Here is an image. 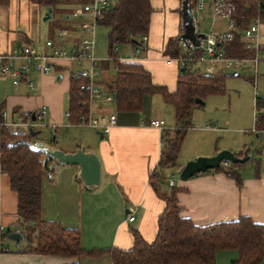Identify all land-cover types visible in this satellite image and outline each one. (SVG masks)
<instances>
[{"label": "crops", "instance_id": "obj_1", "mask_svg": "<svg viewBox=\"0 0 264 264\" xmlns=\"http://www.w3.org/2000/svg\"><path fill=\"white\" fill-rule=\"evenodd\" d=\"M91 1L70 0L67 2L61 8L65 19L61 22L62 26L57 28L56 36L47 37L44 40L40 25L42 13L46 11L43 9L44 5H40L36 0L0 2V53L15 47L31 45L38 53L50 54L52 48L47 45L48 40H54L63 48H71L84 35L86 25L93 21L92 16L83 11L77 18H74L72 13L78 11L75 8L79 5L83 10V5ZM205 1V7L201 11L212 12L213 15L214 0ZM182 3L183 0H151L153 13L148 42L142 46L140 54L136 57L132 54L136 46L133 43L130 56L120 58L122 62L142 64L150 72L153 83L165 86L169 92L177 89L180 65L177 61L168 62L170 56L165 54L164 49L170 38L180 37L184 31ZM64 8L73 10L65 14ZM200 12L199 15L203 19ZM260 17L262 19L261 15ZM82 18H88L86 20L91 22ZM247 25H238L234 40L220 45L228 56L251 57L253 55V51L247 49L244 44L243 31ZM259 29L263 52L264 30L261 21ZM61 30L65 33L59 36ZM198 31L201 32L199 29ZM221 33L223 32L212 30L205 34ZM230 43L232 48L228 50ZM233 43H235L234 46ZM238 51L242 54L237 53ZM111 59L101 60L100 82L104 95L110 94L113 98L99 99L91 105V113L95 117L116 115L117 124L111 128L110 133L104 134V137H101L100 129L97 128L100 134L98 136L94 132V127L81 125L79 121L73 123L67 116L68 109L64 112L66 97L69 104L72 73L84 67L86 62L80 65L66 58H54L53 68L47 74L39 73L33 66L30 77L36 86L34 90L29 89L25 82L14 84L12 79L0 76V119L3 118L2 113L6 112L4 118L14 122L7 125L10 131L30 134L31 120H25L26 113H33L46 105L48 107L46 123L49 130L41 131L33 137L34 140L55 144L62 149H74L78 144L76 142H80L86 150H94L98 154L101 161V181L97 187L82 188L80 181L76 178L78 171L76 165H54L51 175L47 170L44 172L42 183V219L57 221L67 228H77L80 232L81 245L87 250L108 248L129 250L134 245L135 230L148 242L155 239L158 232V219L166 202L156 186L152 184L151 174L158 166L165 135L173 136L175 129L172 128L177 126L176 122L171 124L168 107L159 101H156V105L153 103L157 98L154 96L159 94L161 100L170 104L161 93L146 96L142 109L137 112L118 111L117 108V113L110 111L107 114L102 111L103 107L107 105L110 107L113 102L116 104L115 95L110 91V86L115 80L117 68ZM112 66L115 68L114 75H111L114 70ZM225 68L224 66L222 69ZM222 69L220 68L214 74H224ZM237 74L238 72L235 71L234 75ZM157 118L163 121V129L152 125V121ZM77 125L80 126L79 128L86 126L87 132L81 131L75 135L76 132L72 130L74 135L64 134L62 137L57 135L59 130L64 131ZM255 128L258 129L257 122ZM191 129L196 130L192 125L187 136ZM259 129L262 128L259 127ZM50 130L55 132L53 139ZM194 140L198 148L186 159L180 161L179 157L184 147L182 146L176 166L169 168L174 171L180 170L188 161L200 156L216 155L222 149H232L235 154L243 153L244 155V148L240 146L232 147L225 144L213 147L207 146L206 142L197 138ZM259 158L260 160L256 158L251 166L244 164L241 167V184L225 173L214 170L198 173L187 180H179L174 174L175 187L178 188L180 215L190 218L198 226L233 221L241 215L249 216L254 222L264 224V156ZM40 161L45 167L49 159L42 154ZM157 169L167 183L162 189V192H166L171 187L169 185L171 177L166 176L168 175L166 168ZM17 208L18 193L12 188L9 176L1 171L0 166V227H4L2 232L19 230L24 234L25 221L18 214ZM132 211L135 212L132 213ZM131 214L135 215L134 221H129ZM29 245L25 234L19 244L10 239L8 244L4 245L2 241L0 264H113L109 254L100 257L90 255L68 257L37 253ZM238 257V250H219L216 252V264H231L232 260ZM260 264H264V259Z\"/></svg>", "mask_w": 264, "mask_h": 264}, {"label": "trees", "instance_id": "obj_2", "mask_svg": "<svg viewBox=\"0 0 264 264\" xmlns=\"http://www.w3.org/2000/svg\"><path fill=\"white\" fill-rule=\"evenodd\" d=\"M8 1L0 0L3 3ZM36 1L53 10L59 2V0ZM232 1L237 7L234 18L239 26L249 24L258 13L264 18V0ZM194 3L195 1L191 0V6ZM152 13L151 0H117V4L98 19V24L110 28L108 53L117 68L110 91L115 95L117 110L140 111L145 97L156 93H161L175 108L177 128L173 136L165 135L158 166L151 174L152 184L166 202L158 219L155 239L148 242L135 230L134 245L129 250L118 248L87 250L81 245L80 232L77 228H67L57 221L42 219V183L44 172L47 170V165L43 167L40 161L43 153L32 150L22 142L24 139H33L30 134L13 132L7 126H0L1 171L9 176L12 188L18 193V214L27 222L31 233L36 235L35 241L32 236L28 238L29 247L37 253L68 257L83 255L100 257L109 254L113 264H216L217 251L235 249L238 250L239 257L232 260L231 264H260L264 259V224L241 215L233 221L198 226L190 218L180 215L177 187L171 186L168 191L162 192L167 183L157 168L176 166L188 130L192 126L190 116L196 99L224 92L225 75L207 74L180 67L177 89L169 92L165 86L153 83L150 72L142 64L122 62L118 58L115 44L141 43L138 39L144 34H149ZM179 41L180 37L170 38L164 49L165 54L176 56ZM231 44L228 50L232 48ZM237 53L242 54L240 51ZM84 79L82 74L77 78L71 76L68 111L73 123H77L80 116L88 112V105L82 104L83 99L79 93V86ZM256 107L259 110L264 108V98H256ZM258 123L260 128L264 127V114L257 121V125ZM242 155L243 153L238 154ZM49 162L50 160L47 163ZM247 162H228V166L222 164L207 171L223 172L241 184L240 169ZM2 231L0 229V246L12 232Z\"/></svg>", "mask_w": 264, "mask_h": 264}, {"label": "built area", "instance_id": "obj_3", "mask_svg": "<svg viewBox=\"0 0 264 264\" xmlns=\"http://www.w3.org/2000/svg\"><path fill=\"white\" fill-rule=\"evenodd\" d=\"M194 1V5L191 6V12L196 26V32L198 33L199 20L201 19L199 12L205 7L206 1ZM112 4L113 0H92L83 5V13L91 15L93 21L86 25L84 35L71 48H63L54 40H48L46 43L52 48V53L50 54L38 53L31 45L15 47L10 51L0 53V76L12 79L14 84L25 82L29 89L34 90L36 86L33 79L30 77L33 66L39 73L47 74L53 68L52 61L54 58H66L80 65L86 62L84 67H80L72 73V77L74 78H77L80 74L85 78L79 86V93L83 99L82 104L88 105V112L80 116L79 123L81 125L98 128L103 135L110 133L111 128L117 124L116 115L111 114L108 117H95L91 113V105L99 99L111 100L113 98L112 95H104L103 93L102 83L100 82L102 73L100 66L101 60L95 56V32L98 19L105 11L112 7ZM212 10L214 18L223 17L229 20L228 30L221 34L204 33V37H199V45L194 44L190 39H180L177 55L168 57V62L177 61L182 68H189L207 74L217 73L220 69L218 67L220 62L223 63L226 68L233 69H238L249 63L256 67L258 63L264 59L259 29L261 21L260 15L254 18L243 31L245 47L252 50L253 55L251 57H231L218 46V43H227L234 40L236 37L238 24L234 15L236 14L237 7L232 0H214ZM80 14L81 12L74 11L72 16L77 18ZM64 33L65 31L61 30L59 36H62ZM148 39L149 37L147 34L142 35L138 39L141 43H136L132 52L134 57L140 54L142 46L148 42ZM19 61L20 63L18 64ZM47 112V106L43 105L33 113H26V118L31 120L30 125L33 126V122L42 121ZM262 113L264 114V109ZM33 114L36 117L35 120H32ZM4 116H6V112L2 113L3 118L0 119V126H7L14 123L7 121ZM67 116L70 117V112H67ZM258 120L259 118L256 117V122ZM152 125L160 129L164 128L163 121L158 118L152 121ZM223 165L228 166V161H225ZM169 185H176L175 176L169 180ZM133 212L135 211H132V213ZM134 220L135 215L131 214L129 216V221ZM0 229L4 230V227L1 226Z\"/></svg>", "mask_w": 264, "mask_h": 264}, {"label": "rangeland", "instance_id": "obj_4", "mask_svg": "<svg viewBox=\"0 0 264 264\" xmlns=\"http://www.w3.org/2000/svg\"><path fill=\"white\" fill-rule=\"evenodd\" d=\"M70 0H59V2L54 7V10L51 12V17L45 20L46 14L49 12L50 7L44 6L43 9H46L42 13L40 25L42 26L41 36L44 39L47 37H54L57 34V28L62 26L61 22L64 21L65 17L61 12V8L67 4ZM81 4V2H79ZM117 4V0H113L112 6ZM78 11H82V6L75 8ZM65 14L70 13L73 9L64 8ZM198 14V13H197ZM200 14L203 16V19L199 20L198 29L203 33H209L212 30L226 32L228 29L229 20L227 18L219 17L214 18L212 12L201 11ZM88 18H82L86 20ZM262 29L264 30V18L261 19ZM109 30L110 28L106 25L98 24L95 32V56L100 60L111 59L109 56ZM55 32V33H54ZM53 33L55 35H53ZM220 48H223L220 46ZM115 49H117L118 58L129 57L130 52L133 49V43H117L115 44ZM114 63L113 59H111ZM221 69L224 67L223 63H219ZM113 72L111 75H114L115 68L112 66ZM237 71L238 74L234 75V72ZM224 72V84L225 91L220 94H211L207 96L204 101L205 105H200L196 103L192 109L190 120L192 125L196 130H190L189 135L185 140V145L181 150L179 160L182 161L190 156L196 147L194 138L206 142L207 146H222L229 145L232 147L240 146L246 149H249V156L251 160L246 164V166H251L256 158L264 156V128L258 129L255 128L256 117L261 118L263 116L262 109H257L255 106V98L260 97L264 98V59L261 60L257 67L251 63L241 66L238 69L225 68L222 69ZM154 97L155 100L153 103L156 105V101L163 103L165 107L169 109V118L172 120L171 124L176 122V113L174 106L167 104L161 100V96L156 94ZM95 103V102H93ZM92 103V104H93ZM103 107V106H102ZM39 108V107H38ZM48 108V107H47ZM68 101L66 97V102L64 106V112H67ZM104 113L113 111L117 113L116 104L113 102L110 104V107L107 105L102 108ZM48 113V112H47ZM167 113V111H166ZM108 114V113H107ZM48 114H45L42 121L33 122L35 129H40L42 132H46L49 129L47 126ZM25 120H29L25 118ZM168 122V120L166 119ZM72 126V128L64 129V131L59 130L57 135L62 137L64 134H73V131L76 132L75 135H78L79 132H87L88 128L86 126ZM210 127V128H208ZM177 126H174L172 129L176 130ZM213 129V130H208ZM73 130V131H72ZM97 128L94 129V132L100 136L97 132ZM52 139L54 138V131H49ZM211 142V143H210ZM80 143V142H76ZM210 143V145H208ZM222 150H232V149H222ZM233 151V150H232ZM234 152V151H233ZM180 170L174 171L173 169L166 167V172L169 177H173L174 174L176 178L180 180ZM165 172V173H166ZM32 224V223H31ZM24 234L26 239L31 236V229L28 226L27 222L24 223ZM33 238H36V235L32 234ZM10 239L5 238L3 244H8Z\"/></svg>", "mask_w": 264, "mask_h": 264}, {"label": "water", "instance_id": "obj_5", "mask_svg": "<svg viewBox=\"0 0 264 264\" xmlns=\"http://www.w3.org/2000/svg\"><path fill=\"white\" fill-rule=\"evenodd\" d=\"M51 11L52 8H50L45 16L46 20L50 17ZM181 15L184 31L181 33L180 39H190L194 44L199 45V37H204L205 34L196 32V26L191 12V0H183ZM212 38L214 39L213 36ZM220 45L221 43H218V46ZM196 102L202 105L205 104V101L201 98H197ZM35 119L36 117L33 114L32 120ZM29 132L31 136L35 137L41 133V130H36L31 126ZM100 134L101 137H104L102 132H100ZM22 142L27 144L32 150L41 152L48 157L50 160V163H47V172L49 175L52 174L54 165H76L78 166L76 178L80 181L82 188H95L100 184L101 161L94 150H86L80 143H78L74 149H62L58 145L34 139H24ZM249 158V149L244 151L243 156H238L232 150H221L213 156H200L188 161L183 166L180 171V179L187 180L198 173L217 168L225 161L231 163H245ZM31 223L33 224V222ZM9 239L19 244V242L24 239V234L19 230L13 231L10 233Z\"/></svg>", "mask_w": 264, "mask_h": 264}]
</instances>
